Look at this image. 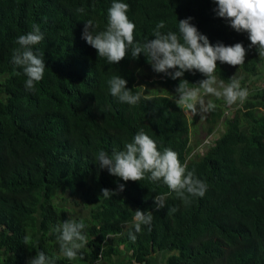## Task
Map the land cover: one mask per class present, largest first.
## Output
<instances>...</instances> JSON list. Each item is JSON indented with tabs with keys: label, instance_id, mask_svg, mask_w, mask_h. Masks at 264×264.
Listing matches in <instances>:
<instances>
[{
	"label": "trees",
	"instance_id": "trees-1",
	"mask_svg": "<svg viewBox=\"0 0 264 264\" xmlns=\"http://www.w3.org/2000/svg\"><path fill=\"white\" fill-rule=\"evenodd\" d=\"M122 2L137 42L154 39L160 21L162 32H178V20L192 17L213 45L242 43L245 62L217 61L215 74L225 84L235 75L249 96L231 116L223 112V98L210 99L216 108L206 119L207 133L223 130L204 153H195L190 123L174 100L180 78L155 72L143 53L134 59L129 52L110 65L82 38L88 19L97 32L106 29L113 0H0V264H28L37 249L57 264H151L158 255L162 264H264V58L249 47L247 32L216 14L215 0ZM33 25L44 34L33 50L44 54L46 68L30 92L12 54L17 37ZM113 75L140 92L136 105L110 94ZM183 79L195 88L206 77L188 71ZM140 129L195 171L207 185L203 197L186 204L162 180L146 174L124 181L94 161L101 150H123ZM118 184L123 191L101 195ZM158 194L167 203L160 210ZM136 209L153 211L152 224L140 232L133 226ZM69 218H83L88 240L72 261L60 254L51 232Z\"/></svg>",
	"mask_w": 264,
	"mask_h": 264
},
{
	"label": "clouds",
	"instance_id": "clouds-1",
	"mask_svg": "<svg viewBox=\"0 0 264 264\" xmlns=\"http://www.w3.org/2000/svg\"><path fill=\"white\" fill-rule=\"evenodd\" d=\"M215 2L216 14L228 20L237 32H247L251 41L249 47H256L259 57L264 58V0ZM128 9L127 3L113 0L108 8L107 27L99 32L93 20H86L82 38L97 50L99 58H104L110 65H117L129 52L134 59H139L143 53L155 72L166 73L174 80L180 78L175 103L182 111L194 115L215 110L216 104L205 99L209 95L223 98L229 106L246 101L249 92L241 86L240 79L233 75L230 82L225 84L215 74L217 61L232 66H240L245 62L247 50L242 43L225 45L217 42L213 45L209 37L191 23L192 17L178 20V32H162L165 22L160 21L152 32L155 38L140 43L134 40L135 24L127 15ZM77 11L83 13L85 10L79 8ZM43 38L40 26L33 25L31 31L17 37L18 47L13 49L12 61L23 69L27 77L25 88L30 92L36 90V84L42 80L46 68L44 54H37L33 50V46L38 45ZM173 69L175 71H170ZM188 71H198L206 79L195 83L198 87L190 88L189 81L183 79L184 73ZM107 84L110 94L121 103L136 105L142 98L140 92L133 93L132 88L127 87V80L121 75H113ZM94 161L101 169L106 168L111 175L124 181H142L146 174H149L148 179L151 181L162 180L186 204L190 203L189 197H203L207 190L206 183L195 176L194 170L189 171L181 164L175 151L171 148L159 150L156 142L143 129L134 135L131 142L125 143L123 150H114L111 155L101 150L94 155ZM124 188V184H118L117 189L103 188L101 195L110 199ZM154 204L157 210L163 209L167 204L166 197L158 194ZM152 221L153 211L136 209L133 217L135 232H140L142 225L150 226ZM85 227L83 218L79 221L69 218L51 229L56 234L63 257L72 261L78 254L82 255L81 250L88 243L82 232ZM129 235L133 240L136 238L132 232ZM24 244L33 248L27 236L24 237ZM57 259L37 249L28 264H57Z\"/></svg>",
	"mask_w": 264,
	"mask_h": 264
},
{
	"label": "rangeland",
	"instance_id": "rangeland-1",
	"mask_svg": "<svg viewBox=\"0 0 264 264\" xmlns=\"http://www.w3.org/2000/svg\"><path fill=\"white\" fill-rule=\"evenodd\" d=\"M213 97L214 96L209 95L206 96L205 99L207 101ZM242 105L243 104L237 102L236 104L231 106L227 105V107L225 108V105L221 104L222 109L224 110L223 112L228 116L233 115V110H237L238 107H241ZM184 113L190 123V143L193 145V149L195 153L202 154L205 152L207 147L212 144V140L216 139L218 135H220L223 128L218 126L214 130L213 134L209 135L207 133L208 124L206 122L209 113H204L201 115L199 113L194 115L191 112H184ZM151 264H162L161 256L158 255L156 259H154L151 262Z\"/></svg>",
	"mask_w": 264,
	"mask_h": 264
}]
</instances>
